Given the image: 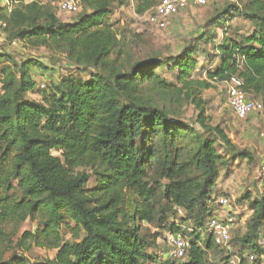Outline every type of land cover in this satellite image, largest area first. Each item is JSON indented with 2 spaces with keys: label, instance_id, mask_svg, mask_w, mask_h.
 I'll return each instance as SVG.
<instances>
[{
  "label": "trees",
  "instance_id": "obj_1",
  "mask_svg": "<svg viewBox=\"0 0 264 264\" xmlns=\"http://www.w3.org/2000/svg\"><path fill=\"white\" fill-rule=\"evenodd\" d=\"M161 1L137 0L136 13L144 16ZM10 2L12 9L0 7V23L11 42L63 51L78 70L94 73L40 89L38 77L56 68L0 52V264H209L208 254L220 248L206 234L220 172L231 158L251 156L220 126L207 124L201 95L238 76L247 95L264 106V0L237 9L254 32L241 42L224 39L215 55L220 66L204 80L195 78L194 47L175 58L152 53L137 59L135 50L147 41L142 35L118 38L109 23L111 0H80L81 16L72 24L41 0ZM164 67L176 72L175 82L157 73ZM35 93L39 101L29 99ZM184 103L199 109L201 131L171 108ZM92 176L96 186L88 189ZM168 206L186 214L183 222L193 220V228L168 221ZM251 210L239 256L259 247L264 199ZM157 220L167 234L190 237L189 260L160 263L148 255L155 242L145 225ZM28 221L39 228L15 243ZM65 226L73 242L62 236ZM34 247L57 255L31 262L25 255ZM12 250L20 254L6 258Z\"/></svg>",
  "mask_w": 264,
  "mask_h": 264
},
{
  "label": "rangeland",
  "instance_id": "obj_2",
  "mask_svg": "<svg viewBox=\"0 0 264 264\" xmlns=\"http://www.w3.org/2000/svg\"><path fill=\"white\" fill-rule=\"evenodd\" d=\"M29 1L26 0V3ZM41 1L53 7L58 18L64 23L72 24L81 16V14L72 15L61 12L58 8L57 0ZM78 1L80 2V0ZM111 1L113 14L109 16V23L113 25L118 38L142 35L147 41L146 45H140L135 50L134 54L137 59L152 53L161 55L165 59L175 58L182 55L189 47H194L197 50L198 65L195 71V78L197 79H206L208 71L215 70L220 66L221 59L219 57L216 58L215 55H219L218 47L223 43L224 39L241 42L254 32L252 23L243 17L235 15L237 9L245 8L248 0H209V4L206 7L192 6L175 15L168 20L164 29H158L151 25L147 19L148 13L144 16L136 13L137 0ZM0 7L12 9L14 6L10 0H0ZM228 13L234 16L231 17ZM230 17L231 20L224 23L225 25L216 24V20L223 22ZM5 29V26L0 23V52L9 54L15 60L34 57L45 61L52 68H56L55 71H50L46 75L38 77L39 85L44 84L46 86L51 81L58 82L70 75H81L87 79L90 73H94V71L84 72L78 70L68 60L63 51L31 48L20 42L14 44L8 38L9 34ZM157 73L161 74L168 82H175L176 72H171L167 67L158 69ZM201 97L204 114L208 119L207 124L213 127L220 126L240 152L245 151L251 156V158L234 157L229 160V165L220 172L217 190L214 194L216 197V207L214 209L218 208L223 218L231 216L237 220L233 226L232 242L228 247L218 248L210 252L207 260L209 264H228L227 257L231 256L230 261L235 260L240 250V241L247 234V226L254 214L251 210V204L264 199V113L253 114L247 119H239L230 104L227 87L224 83L213 84L212 88L205 90ZM29 99L39 101L41 99L40 94H31ZM255 100L261 101L260 98ZM171 108L176 111L177 118L201 131L197 121L200 111L194 104L184 103L181 106L173 105ZM55 155L60 154L55 153ZM89 173L91 172L89 171ZM95 181V177L92 176L87 188L95 187ZM223 196L228 198L231 205L222 209L217 206V201ZM162 207H165V204ZM168 208L170 210L167 214L168 221L176 220L177 223L183 224V228L186 231L193 228V220L183 222L187 217L185 213L177 214L173 208L169 206ZM158 220L151 226L145 225L148 238L155 242L147 251L148 255L157 257L160 263H164L165 260L169 259V248L166 244L167 233L162 230V225L158 223ZM71 227L76 228L73 224H71ZM38 228L37 223L30 221L22 224L14 240L15 243L22 238L24 233L35 232ZM61 234L66 242L75 240V235L68 226L62 229ZM204 237H207V235H204ZM263 237L264 227L261 229L257 242ZM187 238L190 239V237ZM259 250H262L260 246L256 248V252ZM14 252L20 254L19 251L12 250L6 255V258H10ZM249 252L250 250H246L244 254ZM56 255L57 251L34 247L25 256L31 262H34L52 260ZM155 262L151 261V264H156ZM262 264H264V261H262Z\"/></svg>",
  "mask_w": 264,
  "mask_h": 264
},
{
  "label": "built area",
  "instance_id": "obj_3",
  "mask_svg": "<svg viewBox=\"0 0 264 264\" xmlns=\"http://www.w3.org/2000/svg\"><path fill=\"white\" fill-rule=\"evenodd\" d=\"M209 0H162L159 5L154 7L147 14L149 23L158 29H164L169 19L187 10L188 8L206 7ZM58 8L61 12L76 15L82 11V5L78 0H57ZM227 87L230 104L239 119H247L253 114H263L264 106L262 103L251 99L244 91V82L238 77H232L224 83ZM40 89H45L44 84L39 85ZM230 202L223 196L217 201L220 208H228ZM236 218L227 216L223 218L219 209H214L211 216L207 219L206 234L212 236L216 246L220 248L228 247L232 239L233 226ZM166 244L169 248V259L173 261H187L192 252L191 241L181 233H168ZM258 245L264 250V237L259 240ZM264 255L250 251L248 254L236 256L231 260V264H262Z\"/></svg>",
  "mask_w": 264,
  "mask_h": 264
}]
</instances>
